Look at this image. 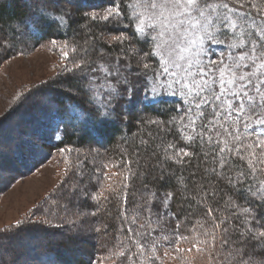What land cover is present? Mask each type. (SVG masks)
Instances as JSON below:
<instances>
[{"label": "trees", "instance_id": "obj_1", "mask_svg": "<svg viewBox=\"0 0 264 264\" xmlns=\"http://www.w3.org/2000/svg\"><path fill=\"white\" fill-rule=\"evenodd\" d=\"M56 3L65 8L69 7V11L73 13L71 20L66 18L61 27H57L54 22L42 20L40 28L32 34L31 38L18 44L12 53L23 50L26 52L45 42H52L59 46L65 44L70 49H74L71 51L72 56L68 62L72 69L75 67L71 62L74 55L78 63H83L82 57L96 60L97 63L120 59L122 65L126 64L131 69L130 72H125V75L129 81L128 87L134 90V98L132 102H128L127 97L124 99L117 97L113 100L111 107L116 110V119L106 121L102 126V133L98 134L94 129L100 126L96 124L89 113L92 107L91 97L82 90L83 82L79 79L78 73L74 74L72 71L65 83H61L66 85V91L56 90V88L50 91L53 94L51 105L46 103V99L44 102L39 99L42 93L38 94L36 90L30 91L29 94H33L30 101H33V104L30 106L27 116L25 114L20 116L23 117V120L18 121V123L27 125L28 129L21 128L25 138L19 144L18 152L20 156H23L27 150L28 155L26 158L23 156L25 159L20 160V163L14 162L13 159L12 163L9 161V164H12L10 169L18 170L23 167L22 169L31 172L57 152H64L65 156L73 154L80 157L79 160L72 163L75 169L73 177L80 186H87L91 195L88 199L79 202L78 210L90 213L94 209L91 205H96L95 216L92 219L93 230H97L93 234L96 241L88 256L92 264H145L144 255L136 250V237L140 235L139 229H145L140 225L143 220L141 218L145 217L148 218L147 224L155 222L153 226L155 234L159 232L166 238L171 237L173 240L177 238L178 241H181L180 243H185L188 239V243H191L190 241L193 240L191 236L201 237L206 233H211L219 240L223 235V225L218 227L215 225L219 224L220 219L229 215V210L225 205L227 196L223 192H219L213 200L210 196L206 198V192L201 190L202 186L207 188L209 185L217 184L213 177L205 174V170L218 167V162L212 159V156L215 155L212 150L215 149L218 152L219 148L214 143L209 144L207 136L204 137L203 144L200 137H197L195 141L180 140L181 133L178 129L187 123V117L181 119V113L178 111L179 98L172 96L168 90L161 89L153 83L152 68H158L159 65L155 58H146L149 52L155 50L151 37L156 33L150 32L147 28V25L153 22L149 8L151 0H123L124 5H128L125 9L126 14L140 16L145 22V36L139 37L130 36L131 29L128 32L113 30L124 27L128 23L127 20L123 21L121 25H116L90 18L96 15L94 13L102 16L103 11L111 6L113 0H89V2L84 0L82 4L84 6L79 5L74 10L70 4L67 6L68 3L65 0H56ZM133 4L135 5L134 10L131 7ZM40 6H45L44 0H34L33 2L31 0H3L0 2V37H3V43L6 46L13 41V38L16 41L21 39V36L17 34L18 22L26 20L34 8ZM58 9L54 15L58 14ZM92 11H94L93 14ZM85 26L88 27V32L84 31ZM117 37H126V39H117ZM239 39H246V36H241ZM98 51L106 54L104 59L98 56ZM225 55H227V49H225ZM225 62L230 63L227 60ZM144 63L150 65L149 69L143 68ZM52 87L55 85L52 84ZM152 88H155V92L150 91ZM68 112L73 114L75 119L72 123L80 130L72 132L66 123L62 125V130L67 131L68 134L62 135L59 140H52L49 135L45 134L49 122L57 117H66ZM221 123L223 127L217 125V128L209 132L208 135L212 136L214 141L220 140V147H232L235 142L228 132L233 129L227 122L221 121ZM7 127L9 126L7 125ZM225 129H228V132H225ZM196 130L200 131L199 121H197ZM216 131L221 133L219 137L216 136ZM30 133L37 135V142L33 140ZM185 134L192 135L190 126L185 129ZM26 136L29 138L26 139ZM6 139L13 141L12 135L4 140ZM29 142L37 145L31 146ZM169 145H175V147L170 148ZM181 147L186 148L190 155L183 156L181 154L182 159L181 156H176L177 150ZM83 149H87V155L81 153L85 151ZM99 150L108 156L105 157L109 158L106 161L111 163L110 166L115 165L114 169L120 176L117 184L122 183L116 185L115 190L109 192V195L107 192V196H101L103 191L99 192L102 188L98 187V176L95 173V171L100 172L101 186L104 185L107 168L105 160L100 152L92 153ZM205 153L208 154L207 159ZM0 154L4 156L0 158V168L2 169V164H4L5 158L8 159L10 152L6 150L1 151ZM230 155L233 157L234 170L241 166L247 167L243 161L236 158L235 152ZM258 166L264 167V164ZM6 169L9 170L8 167ZM6 169L4 168V170ZM125 172L130 174V178L122 182L121 175ZM81 173L83 180H81ZM134 173L135 175H133ZM169 173L173 175H169ZM161 174L166 177L164 181L159 179ZM125 182H127L126 185H124ZM219 187L224 189L222 184ZM167 189L175 191L176 195L170 204V212L165 215L161 210V205H149L148 200L151 199L152 191L159 192ZM66 193L67 197H71L72 200L78 199L71 190L67 189ZM91 196H95L96 199L93 200ZM234 198L240 204H244L243 194ZM209 208L213 209L212 216L209 215ZM171 213H176L175 219L172 218ZM258 213L264 216V206L258 207ZM213 217L216 218L215 221ZM177 224H179V228H177ZM151 235L152 233H148L144 238L148 242L152 241ZM179 237H185V239ZM232 238L237 239L235 234ZM2 247L0 246V248ZM236 247L240 249L239 254L231 249L225 253L216 249L218 263L226 261V264H229L230 256H238L236 264H241V262L243 264H249V262L264 264V246H261L258 241L253 240L246 244L233 245V249ZM40 249L36 254V256L39 255V258L35 259V264H52L50 260H54L57 264L63 262L64 259L60 257L59 253L57 258L53 259L54 253L51 251H46L42 256L43 259L40 258L42 249L47 250L48 244ZM73 261L78 264H88L83 260Z\"/></svg>", "mask_w": 264, "mask_h": 264}, {"label": "snow or ice", "instance_id": "obj_2", "mask_svg": "<svg viewBox=\"0 0 264 264\" xmlns=\"http://www.w3.org/2000/svg\"><path fill=\"white\" fill-rule=\"evenodd\" d=\"M67 2L73 7V0ZM44 4L45 6L34 8L26 20L18 22L17 34L21 36L19 41L13 38L6 46L3 37H0V61L18 44L31 38L40 28L42 20L54 22L57 27L63 26L66 18L71 20L72 11L57 4L56 0H44ZM58 5V14L54 15ZM127 7L123 0H113L105 10V15L97 14L90 18L116 25L127 20L124 27L113 30L128 32L131 29L130 36H145V22L140 16L126 14ZM131 7L135 9L134 4ZM149 8L153 22L147 28L156 35L151 37L155 50L149 52L146 58H155L159 65L158 68H152L153 83L178 97L181 119L187 117V123L178 129L181 133L180 140L195 141L200 137L203 144L204 137L207 136V142L214 143L219 148L218 152L212 150L215 153L212 159L218 162V167L205 170V174L213 177L217 184L201 187L206 192V198L210 196L215 200L219 192L227 196L225 205L229 215L215 225H223L219 251L225 253L231 249L239 254V247L233 249V245L253 240L264 246V216L258 213V207L264 206V167L258 166L264 164V0H151ZM241 36H246V39H239ZM105 55L98 51L101 59ZM64 57L69 58L67 53ZM81 59L83 63H78L75 55L71 58L75 65L71 71L79 74V79L83 82L82 90L91 97L92 107L89 113L100 126L94 129L99 134L106 121L116 119V110L111 107L113 100L127 97L128 102H132L134 98V90L128 87L129 81L125 75L131 69L126 64L122 65L120 59L107 63H97L96 60L83 57ZM149 67L148 63L143 64L145 70ZM150 91L155 92V88ZM74 119L73 114L68 112L66 117L51 120L45 134L52 140H59L62 135L68 134L62 130V125L66 123L70 131L80 130L72 123ZM197 121L200 131L196 130ZM221 121L227 122L233 129L231 132L225 129L235 142L232 147H220V140L214 141L208 135L217 125L223 127ZM189 126L192 131L190 136L185 134V129ZM220 135L216 131V136ZM233 152L247 167L233 169V157L230 155ZM181 154L190 155L183 147L177 150L176 156ZM205 156L207 159L208 154L205 153ZM165 178L164 174L159 177L161 181ZM221 184L227 191L219 187ZM71 191L73 195L79 193L83 199H88L91 195L80 185ZM241 194L244 196V204L234 198ZM175 195L176 192L171 189L152 191L148 204L161 205V210L167 215ZM91 198L96 199L95 196ZM208 212L212 216L213 209L209 208ZM171 216L175 219L176 213H171ZM215 219L213 217L214 221ZM233 234L237 239L232 238ZM215 246L216 237L213 235V247Z\"/></svg>", "mask_w": 264, "mask_h": 264}, {"label": "rangeland", "instance_id": "obj_3", "mask_svg": "<svg viewBox=\"0 0 264 264\" xmlns=\"http://www.w3.org/2000/svg\"><path fill=\"white\" fill-rule=\"evenodd\" d=\"M83 2L84 0H73V7L68 2L67 6L70 4L74 10ZM91 13L93 14L94 11ZM103 14L105 15L106 12L103 11ZM87 29L88 27L85 26L84 31L88 32ZM62 46L45 42L26 52L24 50L16 53L8 52L5 59L0 61V152L6 150L10 152L8 159L5 158L2 164L3 168H0V246H3L0 248V264H13L16 261L17 263L14 264H35V259L39 258L36 254L41 247L47 244L48 249L41 251V259L46 251H51L54 253L53 259L57 258L58 253L60 257H63V262L59 264H78L73 260H83L92 264L88 256L96 241L93 234L97 230H93L92 226L96 205L89 204L94 208L90 213L80 211L78 204L84 199L77 193L78 199L72 200L71 197H67L66 193L67 189L72 190L79 185L73 177L75 169L72 163L80 157L73 154L65 156L64 152H57L31 172L22 169L23 167L11 170L12 164H9V161L12 163V159L20 163V160L28 155L27 150H25L26 154H23L25 158L18 152L19 144L25 138L21 128L27 129V125L18 123V121L23 120L20 116L24 114L27 116L33 104V101H30L33 94L30 95L29 92L36 90L38 94L42 93L40 97L38 96L39 99L43 102L46 99V103L51 105L53 94L50 91L55 88L56 90H67L66 85L61 83H65L66 78L71 76L72 68L68 62L72 56L71 51L74 49H70L65 44ZM65 53L68 54V59L64 57ZM52 84L55 87H52ZM30 134L37 142V135ZM11 135L13 141L4 140ZM28 138L26 136V139ZM83 150L85 151H82V154L88 152L87 149ZM99 152L107 167L104 185L101 186L100 172L95 171V173L98 176V187L102 188L99 192L103 191L101 196H107V192L109 195V192L115 190L116 185L122 183L117 184L120 176L114 169L115 165L110 166L111 163L106 161L109 159L105 157L107 155L101 150L92 153ZM2 157L4 156L0 154V158ZM129 178L130 174L127 172L121 175L122 182ZM126 184L127 182L124 185ZM81 187L88 190L87 186ZM95 194L98 193L95 192ZM141 219L143 220L140 225L145 229H139L140 235L136 237V250L144 255L145 264H226V261L218 263L216 249L219 250V240L216 238V246L213 247L211 233L202 234L201 237L191 236L193 238L191 243H188L189 239L185 243H180L181 241L177 238L173 240L159 232L155 234L153 229L155 222L147 224L148 218ZM17 224H19L18 228ZM148 233H152V241L149 242L144 238ZM4 249L7 251L4 252ZM238 259V256L232 257L228 263L236 264ZM53 261L50 260L52 264H57Z\"/></svg>", "mask_w": 264, "mask_h": 264}]
</instances>
